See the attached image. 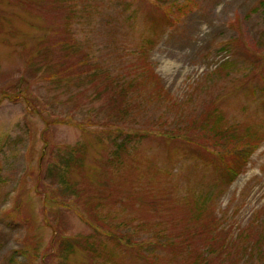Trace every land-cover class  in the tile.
Here are the masks:
<instances>
[{
  "label": "rangeland",
  "instance_id": "374dc122",
  "mask_svg": "<svg viewBox=\"0 0 264 264\" xmlns=\"http://www.w3.org/2000/svg\"><path fill=\"white\" fill-rule=\"evenodd\" d=\"M150 1L0 0V264H229L264 233V0ZM206 113L262 138L232 183Z\"/></svg>",
  "mask_w": 264,
  "mask_h": 264
},
{
  "label": "trees",
  "instance_id": "16d2710c",
  "mask_svg": "<svg viewBox=\"0 0 264 264\" xmlns=\"http://www.w3.org/2000/svg\"><path fill=\"white\" fill-rule=\"evenodd\" d=\"M160 1L161 0H151L149 3L150 5L154 6L156 10L162 11L161 8H163L164 5L163 6L162 4L159 5ZM162 1L164 2L165 0H162ZM166 2L167 0L164 3ZM172 8L178 11V13H182L184 11L183 4H179L176 2L165 4V8H164V11H162V14L164 18L167 19V21L169 20V15L166 13L167 9L175 13V11ZM66 26H69L68 19L66 21ZM56 42L64 47L65 49V53L63 54L64 58L70 57L72 55L71 49H72L73 40L71 38L70 33H67L63 37L57 39ZM148 42H149L148 44H151L150 43L151 41H148ZM246 52L250 54L249 50H246ZM262 59L264 60V56H262ZM76 61L79 66L86 65L81 57H78ZM228 67H229L228 65L225 66V68H228ZM260 70L261 72H264L263 64L261 65ZM151 75L152 73H150L149 76ZM257 75L255 76L254 79L259 80V83H260V79L257 77ZM260 78H261L260 87L256 88V90H258L261 93L262 100L264 103V75L262 76V74H260ZM106 86H107L106 89L111 95L110 104L113 105L116 108V110L119 111L120 113L122 109L121 107H123V101H124L123 98L125 99L126 97V100H127V96L129 95L130 91L135 88V86L133 84H127L126 86H123L122 83L113 82L111 80L110 82L108 81L106 83ZM200 118L203 121H206V122L201 123V125L203 126V129L201 130L200 134L203 138L206 139L208 145L213 148L214 152L218 150L219 155L217 156V158L220 160L224 168V172L226 173L228 182L230 181L229 183H232L237 177L238 175L237 173H241L244 171L248 158L257 149V147L260 144L257 141H261L262 138L260 135L256 134V132L247 133L245 136L237 135L235 140L229 137L225 138V133L223 132H221L219 135H215V134L209 135L208 130H207V128H209V125L207 124L208 121L214 120V122L216 123L220 120V117L217 115L213 116L209 113H206L204 115H200ZM190 125H191V128H193L194 126H197V123L195 120L191 119L189 120V123L187 125H184L182 128H179L177 132L180 133L181 131H184L185 129L190 128ZM120 145H121L120 143L116 144L118 148L120 147ZM113 155L115 156V151L113 152ZM261 233L262 234L254 236L253 241L249 244L248 242H249V238L251 237V235L249 234V232H246L245 233L246 236L243 241H241L240 243L233 241L225 250H222L219 255H222L223 253L228 254L229 259H230L229 264H233L237 261H240L241 259H245L244 261H247L250 257L253 256L256 249H258V251L264 254V244H263L264 233L263 232ZM110 235H112V233H110ZM113 235H114V239L116 240L117 245L122 246L121 244H123V241H121L118 238V235L116 234H113ZM130 243L131 242L125 241L123 246L127 247L128 245H130ZM262 244L263 246H261ZM195 261H194V264L195 263L199 264V262H205V260H201V259L199 260V262L197 261L195 262Z\"/></svg>",
  "mask_w": 264,
  "mask_h": 264
}]
</instances>
